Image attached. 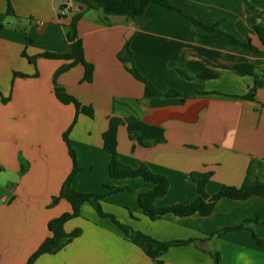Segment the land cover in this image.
<instances>
[{"label":"crops","instance_id":"1","mask_svg":"<svg viewBox=\"0 0 264 264\" xmlns=\"http://www.w3.org/2000/svg\"><path fill=\"white\" fill-rule=\"evenodd\" d=\"M67 1L10 0L15 14L10 16L6 1L0 0V264H25L50 235L49 221L71 211L63 198L52 203L72 169L66 131L80 167L73 189L105 194L103 211L156 240H192L169 247L160 256L164 264H216L214 251L220 264H264V197H222L207 216L151 219L140 210L138 194L154 184L141 177L112 178L110 154L102 149L111 116H134L163 128L165 140L146 146L132 140L125 125L117 129L122 164L137 168L144 163L168 179L167 192L153 201L156 207L192 202L197 190L191 172H211L205 185L209 196L222 186L240 187L249 166L250 178L264 182V45L255 29H264V0H168L177 9L149 3L137 20L106 15L97 7L85 11L76 29L84 58L93 65L92 80L82 81L84 67L76 64L56 81L91 106L92 117L54 94L53 74L68 60L27 58L70 51L64 25L79 5ZM63 3L67 6L60 10ZM59 12L63 17L58 18ZM227 34L258 51L232 43ZM126 42L134 66L158 90L202 93L185 99L144 98L143 83L119 58ZM242 64L252 65L254 74L237 72ZM255 82L254 98H241ZM114 187L128 189L113 192ZM254 218L257 222L244 229L208 237ZM76 228L78 236L58 252L40 255L35 264H155L89 203L64 223L66 232Z\"/></svg>","mask_w":264,"mask_h":264},{"label":"trees","instance_id":"2","mask_svg":"<svg viewBox=\"0 0 264 264\" xmlns=\"http://www.w3.org/2000/svg\"><path fill=\"white\" fill-rule=\"evenodd\" d=\"M6 1V13L7 15L14 16V11L10 0ZM67 2H73L78 5H83V9L77 11L73 14L69 22L64 25L66 28L65 39L70 47V51L67 53H54V52H44L37 56L29 57L28 60L34 62L38 56L46 58H61L68 60L67 63L61 65L53 74L54 83V94L56 98L63 104H73L77 112H81L89 117L94 115L93 108L88 105L81 104L72 94L68 93L64 88L57 84L56 78L59 74L67 71L69 68L76 64H81L84 67V74L82 81L90 82L93 75V65L87 62L84 58L82 40L77 33V22L83 16L85 11L92 8H100L102 12L106 15H122L131 20H137L144 16V11L149 3H157L165 6L168 9H177L172 6L168 0H68ZM67 4L63 3L59 9L66 8ZM63 17L59 12L58 18ZM193 23L203 26L209 31H219L215 25H206L202 22L189 17ZM4 25L0 24V31L3 29ZM259 40L264 45V29L260 26L255 27ZM221 32V31H219ZM229 40L238 44L242 47L249 48L253 51H258V49L251 45L250 42H241L237 40L232 35L227 34ZM23 55L26 56L25 53ZM119 58L124 63L126 70L138 81L142 82L144 85V98H160V97H180L185 99L189 96L195 95L197 93H202L201 91H195L190 94H183L178 91L168 89V90H158L154 84L142 76L136 69L132 62V52L129 50V44L126 42L119 53ZM236 71L239 73L254 74V67L248 64L237 65L235 67ZM16 75H24L18 72L14 73ZM202 77H206L203 74ZM255 85L251 87L246 95L240 96L243 99H252L256 91ZM7 100V98H3ZM119 125H125L129 137L132 140L137 141L142 145H148L151 143H160L165 140L163 128L142 122L135 118L134 116L127 117H117L111 116L108 118V127L102 134V149L110 154V161L108 164V173L112 178H126V177H141L147 182L154 184L151 190L140 192L138 194V204L142 213L148 215L151 219H157L166 214H174L177 216H188L194 213H199L202 216L210 215L213 212L216 202L222 197H228L236 200L247 199L252 195L264 197V182L259 181L254 178L251 179L250 176L254 175L253 169L249 166L247 170V176L245 181L240 187L234 186H222L213 195H207L205 192V185L211 176V172H191L190 177L194 181L197 190V196L195 199L188 204L175 203L163 207H156L153 205L154 199L163 196L168 189L169 181L168 179L160 174L153 173L144 163H140L137 168H130L122 164L118 160V154L116 150L117 146V129ZM68 131L63 135L64 140L67 143L69 154L72 160V169L70 173L65 178L62 186L60 188L59 194L54 196L52 203L56 204L60 199H65L69 202L71 206V211L64 212L60 216L53 218L49 221V231L50 235L45 238L38 248L28 257L25 264H35L37 258L42 254H53L61 250L66 244H68L73 238L78 236L81 232L79 228L72 230L71 232H66L64 230V223L72 217L80 215L81 206L84 203H89L97 211L100 216L108 217L113 220V222L123 231V233L130 238V240L141 247L143 251L151 257L155 264H164L160 256L171 246L178 244H186L192 240H173V241H159L151 236L131 228L126 224H122L116 220V218L111 213L103 211L101 206V201L104 199L105 194L103 193H87L80 192L72 188L71 183L75 178L76 174L79 172L80 167L77 164V159L73 149L68 143ZM128 189L126 187H114L111 188L113 192H119ZM249 222H257V219H248L242 224L233 227H225L216 232L210 233L208 237H214L221 235L231 230L244 229L245 225ZM256 241L260 244L261 241L255 237ZM212 257L216 264H220L219 253L212 252Z\"/></svg>","mask_w":264,"mask_h":264},{"label":"water","instance_id":"3","mask_svg":"<svg viewBox=\"0 0 264 264\" xmlns=\"http://www.w3.org/2000/svg\"><path fill=\"white\" fill-rule=\"evenodd\" d=\"M78 9H79V10H82V9H83V5H79V6H78Z\"/></svg>","mask_w":264,"mask_h":264},{"label":"rangeland","instance_id":"4","mask_svg":"<svg viewBox=\"0 0 264 264\" xmlns=\"http://www.w3.org/2000/svg\"><path fill=\"white\" fill-rule=\"evenodd\" d=\"M220 229H221V228H219L218 230H220ZM218 230H216V231H218ZM216 231H215V232H216Z\"/></svg>","mask_w":264,"mask_h":264}]
</instances>
